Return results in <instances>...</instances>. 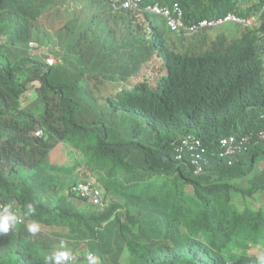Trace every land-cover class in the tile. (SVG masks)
Segmentation results:
<instances>
[{
	"label": "trees",
	"instance_id": "obj_1",
	"mask_svg": "<svg viewBox=\"0 0 264 264\" xmlns=\"http://www.w3.org/2000/svg\"><path fill=\"white\" fill-rule=\"evenodd\" d=\"M149 3H178L185 21L248 17L264 6L141 0ZM2 32L0 201L18 207L23 223L0 235V264H46L61 240L78 253L67 264H88L84 252L97 264H258L264 141L232 156L219 154L218 141L264 127V13L234 42L221 36L204 50L196 49L207 32L176 49L169 34L182 33L159 16L108 0H0ZM30 40L59 61L29 55ZM186 135L204 149L197 175L179 149ZM61 143L81 160L58 164ZM83 166L101 207L72 191ZM29 202L36 212L26 216ZM33 222L36 235L27 230Z\"/></svg>",
	"mask_w": 264,
	"mask_h": 264
},
{
	"label": "built area",
	"instance_id": "obj_2",
	"mask_svg": "<svg viewBox=\"0 0 264 264\" xmlns=\"http://www.w3.org/2000/svg\"><path fill=\"white\" fill-rule=\"evenodd\" d=\"M110 6L113 9L124 8L133 10H144L148 13L156 14L162 17L165 22L166 27L173 32H184L186 34H193L202 29H210L216 25L223 24L226 22H235L242 25L249 24L253 22L256 17L252 16L250 19L239 18L233 14L228 13L227 15L217 18L216 20L202 19L199 21L185 22L183 20V11L178 3H173L172 6H161L158 3H149L142 6L141 0H108ZM264 9V7H263ZM29 49V55H41L44 61L49 65H55L59 58L53 54L47 44H39L34 40H30L27 43ZM35 135H41L42 131L37 129L34 132ZM264 140V128L259 130L254 137L250 135H244L241 137H236L234 135H229L223 137L219 140V147L221 156H232L242 150H244L250 141ZM179 149L184 150L188 154V161L193 168V172L198 174L202 169V153L204 149L201 148L199 141L196 140L191 135H186L183 137L179 143ZM181 154L177 157L179 158ZM72 191L82 195L87 201L94 206H102L103 198L100 190L94 186L90 181H80L72 187ZM4 204L0 202V206ZM15 210L22 216L21 211L18 207H14ZM21 224V223H20ZM85 252V260L87 254ZM73 260L67 263L75 261L78 257V253H72Z\"/></svg>",
	"mask_w": 264,
	"mask_h": 264
},
{
	"label": "clouds",
	"instance_id": "obj_3",
	"mask_svg": "<svg viewBox=\"0 0 264 264\" xmlns=\"http://www.w3.org/2000/svg\"><path fill=\"white\" fill-rule=\"evenodd\" d=\"M160 5V4H159ZM162 6V5H161ZM172 6V5H171ZM168 7H170V6H168ZM263 7L264 6H262V8H261V10L259 11V12H256V13H254V14H252V15H250V16H248V17H241V16H238V15H236V14H234V13H232V12H228V13H230V14H233V15H235V16H237V17H239V18H244V19H250L252 16H255L256 17V19L253 21V22H251V23H249V24H246V25H242V24H239V23H235V22H226V23H223V24H219V25H216V26H214V27H212V28H210V29H202V30H200V31H198V32H196V33H193V34H186V33H184V32H176V33H182V34H184V35H195V34H197V33H204V32H209V31H211V30H213L214 28H216V27H220V26H222V25H235L236 26V24L238 25V27L237 28H244L243 30H245L246 28H249V27H253V26H255V25H258V22H259V18H260V16L262 15V13H264V9H263ZM117 9H119V8H117ZM120 9H124V8H120ZM182 9V8H181ZM131 10H133V9H131ZM144 11V10H143ZM183 11V10H182ZM146 12V11H145ZM148 13V12H147ZM227 13V14H228ZM149 14H152V13H149ZM227 14H225V15H227ZM152 15H156V14H152ZM225 15H223V16H225ZM156 16H159V15H156ZM223 16H220V17H223ZM161 19H162V17L161 16H159ZM220 17H218V18H220ZM203 19H209V20H216L217 18H203ZM183 20H184V18H183ZM202 20V19H201ZM162 21L164 22V20L162 19ZM185 21V20H184ZM191 21H194V20H190V21H185V22H191ZM199 21V20H198ZM164 24H165V22H164ZM166 26V25H165ZM167 28V27H166ZM168 29V28H167ZM169 30V29H168ZM171 31V30H170ZM173 32V31H172ZM262 128H264V127H262ZM262 128H260L259 130H261ZM37 130V129H36ZM35 130V131H36ZM41 130V129H40ZM259 130H257L255 133H257ZM34 131V132H35ZM35 135V134H34ZM245 135H248V134H245ZM256 135V134H255ZM254 135V136H255ZM241 136H244V135H240V136H236V137H241ZM250 136H252V137H254L253 135H250ZM226 137V136H225ZM223 138V137H222ZM221 139V138H220ZM219 139V140H220ZM258 141H264V140H257V141H252V143H256V142H258ZM251 142V141H250ZM249 142V143H250ZM218 146H219V141H218ZM248 146V145H247ZM247 148V147H246ZM245 148V149H246ZM244 149V150H245ZM243 151V150H242ZM219 152H220V147H219ZM189 162V161H188ZM190 164V163H189ZM191 166V165H190ZM202 170V169H201ZM82 171H83V173H85L84 174V176H86V177H84L83 179H81L80 181H85V180H88V181H90L94 186H96L99 190H100V188H99V186L97 185V184H95L90 178H88L90 175L88 174L89 173V171H87L86 170V166H83L82 167ZM191 171H192V173L193 174H195L194 172H193V168H192V166H191ZM199 173H201V171L199 172ZM198 173V174H199ZM197 175V174H196ZM80 181H78V182H80ZM78 182H76V183H78ZM100 192H101V190H100ZM101 195H102V193H101ZM102 198H103V196H102ZM1 202V201H0ZM103 205H104V201H103ZM102 205V206H103ZM99 207H101V206H99ZM21 211V210H20ZM35 212H36V206H35V204L34 203H32V202H29V203H27L26 204V212L24 213V215H26V216H31V215H34L35 214ZM21 214H22V212H21ZM20 223H23V217L18 213V211L17 210H15L14 209V207H13V205L11 204V203H8V204H4L3 206H0V235H3V234H7V233H9V231L10 230H13L15 227H16V225H18V224H20ZM27 230H28V232L30 233V234H32V235H36L37 234V232L40 230V228H39V225H38V223H36V222H33V223H31V224H28L27 225ZM83 254H85V252L83 253ZM86 259H87V261H88V264H97V257L94 255V254H92L91 252H89L88 254H87V257H86ZM73 260V254H72V252L67 248V246H66V243L63 241V240H61V242H60V244H59V247L56 249V250H54L50 255H48V256H46L45 257V262H46V264H67V262H69V261H72ZM256 260L258 261V264H264V253H262V254H260V255H258L257 257H256Z\"/></svg>",
	"mask_w": 264,
	"mask_h": 264
},
{
	"label": "rangeland",
	"instance_id": "obj_4",
	"mask_svg": "<svg viewBox=\"0 0 264 264\" xmlns=\"http://www.w3.org/2000/svg\"><path fill=\"white\" fill-rule=\"evenodd\" d=\"M74 4L76 5H81L78 2H75ZM224 29V30H222ZM244 29V28H243ZM242 28H236L235 25H222V26H218L216 28H214L213 30L209 31L206 33L205 37L206 39L203 41V43H199L197 44V49L196 50H204L207 48H211V44H213V42H216L217 40H219L221 38V36H224L226 38V43L229 44L231 42H234L235 40H237V37L242 33ZM222 31V32H221ZM203 33L200 34H196V35H178V34H169V41H170V45L173 46L176 49H180L183 50L186 47H188L190 44H192L193 42L197 41L200 36H202ZM5 33L2 32L0 34V44H2L5 40ZM194 45V44H193ZM193 45H191V48L193 49ZM8 49L7 52H9L10 54H13V48L10 47L9 45H5ZM242 47L241 44H239L237 46ZM18 50H22L23 46H20L19 48H17ZM60 59V57H59ZM149 72V69L147 70ZM26 101H32V96L31 94H27L25 97H23V103H25ZM57 163L58 164H73L75 161L74 160H81V157H79V152H77L76 150H74L70 145H67L65 143H61L58 147H57ZM76 158V159H75ZM74 159V160H73ZM86 170L89 171V168L86 167ZM85 173H82V169L77 167V171L74 174V180L80 181L79 179L86 177L84 176ZM90 176L88 178H90L91 180L93 178H91V172L88 173ZM95 184H97L94 181ZM86 238H83L82 241L80 243V248H83L84 245L82 243L85 242ZM67 248H70V246L67 245ZM242 248V247H239ZM70 250V249H69ZM123 263V262H122Z\"/></svg>",
	"mask_w": 264,
	"mask_h": 264
}]
</instances>
